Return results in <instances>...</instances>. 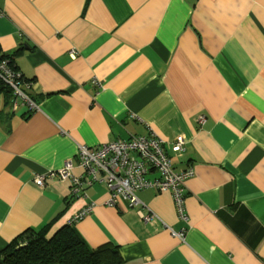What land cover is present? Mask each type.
<instances>
[{"label": "crops", "instance_id": "obj_1", "mask_svg": "<svg viewBox=\"0 0 264 264\" xmlns=\"http://www.w3.org/2000/svg\"><path fill=\"white\" fill-rule=\"evenodd\" d=\"M0 12V56L35 103L0 91V251L92 203L73 226L122 264H264V0H0ZM148 133L193 172L185 220L169 191L137 193L183 239L106 205L103 183L72 197L70 180H32L78 144Z\"/></svg>", "mask_w": 264, "mask_h": 264}, {"label": "built area", "instance_id": "obj_2", "mask_svg": "<svg viewBox=\"0 0 264 264\" xmlns=\"http://www.w3.org/2000/svg\"><path fill=\"white\" fill-rule=\"evenodd\" d=\"M1 15V12H0ZM8 59H0V78L8 84L16 95L29 106L35 103L21 89L23 80L20 72L11 70ZM18 100L13 102L15 108ZM203 118H200L202 121ZM165 140L155 133L137 134L129 138H115L107 140L97 147L91 148L78 144L77 153L73 158L65 160L56 169L35 172L33 182L39 187L47 181L70 180V194L74 197L86 196V186L94 183H103L108 190L106 205L114 206L125 201L136 209L144 222L159 221L167 227L173 236L183 239L182 231H175L151 211L138 198V191L153 189L156 191H169L173 197L177 215L186 219L185 196L186 180L192 176L190 167L176 170L172 167L169 155L164 147ZM185 138L176 135L170 142L171 150L175 153L184 151ZM79 169L76 173L74 169ZM93 207L90 203L75 213L69 222H76L88 214Z\"/></svg>", "mask_w": 264, "mask_h": 264}, {"label": "trees", "instance_id": "obj_3", "mask_svg": "<svg viewBox=\"0 0 264 264\" xmlns=\"http://www.w3.org/2000/svg\"><path fill=\"white\" fill-rule=\"evenodd\" d=\"M1 58H7L11 70L19 72L13 64L12 55H1ZM23 82L24 79L21 81L20 87L25 91L24 86H22ZM0 91L7 96L8 103L11 104L16 100L12 88L3 82L1 78ZM25 94L33 101V98L26 91ZM172 167L175 168L173 164ZM56 219L57 216L38 229L28 228L19 237L8 243L0 251V259H3V263L122 264V258L116 246L103 244L95 248L90 247L73 226L74 222L70 223L68 221L52 231L51 228Z\"/></svg>", "mask_w": 264, "mask_h": 264}, {"label": "water", "instance_id": "obj_4", "mask_svg": "<svg viewBox=\"0 0 264 264\" xmlns=\"http://www.w3.org/2000/svg\"><path fill=\"white\" fill-rule=\"evenodd\" d=\"M0 264H4V263H3V259H0Z\"/></svg>", "mask_w": 264, "mask_h": 264}]
</instances>
